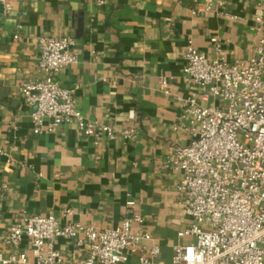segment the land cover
I'll use <instances>...</instances> for the list:
<instances>
[{"label": "crops", "instance_id": "1", "mask_svg": "<svg viewBox=\"0 0 264 264\" xmlns=\"http://www.w3.org/2000/svg\"><path fill=\"white\" fill-rule=\"evenodd\" d=\"M0 4V251L9 254L4 238L13 224L27 216L53 213L62 225L72 222L98 230L118 228L127 203L145 218V230L161 248L168 264L174 250L192 241L179 233L190 218L179 195L182 172L166 166L172 144L187 145L191 137L174 124L182 112L181 98L201 96L187 80L185 50L193 40L198 50L215 58L213 37L220 39L222 58L246 61L260 35L255 0H9ZM216 10L198 14L197 8ZM18 36V38H16ZM76 40V64L58 81L78 87L76 104L94 122L118 130L133 128L131 141L109 139L103 132L86 136L75 123L43 131L32 120L22 84L43 77L39 70L42 37ZM171 93L161 90V77ZM207 104L218 100L210 97ZM71 208L65 216L63 211ZM137 227V224L135 225ZM142 240L125 264H137ZM55 247L67 262L84 257L75 240L59 237ZM31 264V244L18 248Z\"/></svg>", "mask_w": 264, "mask_h": 264}, {"label": "built area", "instance_id": "2", "mask_svg": "<svg viewBox=\"0 0 264 264\" xmlns=\"http://www.w3.org/2000/svg\"><path fill=\"white\" fill-rule=\"evenodd\" d=\"M255 1L261 9L255 18L260 35L246 61L226 62L218 37L212 38L215 58L202 54L193 40L185 50L187 80L201 96L181 98L174 130L188 133L191 141L172 144L166 164L182 172L178 190L190 224L179 237L192 238L174 250L172 264H264V0ZM0 4L5 12L12 10L9 0ZM213 10L209 4L195 12ZM39 45L43 77L26 81L21 88L27 103L35 107L32 120L38 131L52 119L51 131L75 123L86 136L101 131L111 140L136 138L133 128L118 130L87 119L76 104L78 87L60 85V73L78 62L73 37H42ZM161 90L171 93L167 76L161 77ZM210 97L219 103H205ZM2 155L11 157L0 148ZM127 207L122 224L104 230L72 222L62 225L53 213L27 216L4 238L12 251H0V264H31L18 251L24 238L30 241L33 264H125L142 240L152 243L141 246L137 264H163L158 260L161 248L145 230L146 218L136 210V202L128 201ZM63 213L67 216L72 209ZM59 237L75 240L86 255L67 262L55 247Z\"/></svg>", "mask_w": 264, "mask_h": 264}, {"label": "rangeland", "instance_id": "3", "mask_svg": "<svg viewBox=\"0 0 264 264\" xmlns=\"http://www.w3.org/2000/svg\"><path fill=\"white\" fill-rule=\"evenodd\" d=\"M220 101V100H219ZM219 101H218V103H219ZM168 264H172V260H171V262H169Z\"/></svg>", "mask_w": 264, "mask_h": 264}]
</instances>
